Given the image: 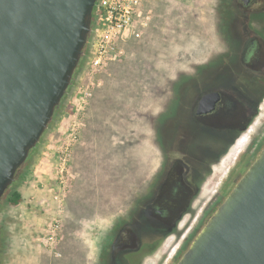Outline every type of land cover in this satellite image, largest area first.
<instances>
[{"label": "rangeland", "instance_id": "rangeland-1", "mask_svg": "<svg viewBox=\"0 0 264 264\" xmlns=\"http://www.w3.org/2000/svg\"><path fill=\"white\" fill-rule=\"evenodd\" d=\"M145 9L152 12L149 27L123 43V58L95 78L101 83L73 154L62 257L21 245L24 205L43 203L40 192L16 206L8 199L22 182L36 189L65 138L83 58L42 142L0 203V264H60L66 257L69 264H175L264 145V97L238 100L236 118L222 122H199L194 114L203 93L226 90L229 77L241 73L236 0H151ZM176 185L180 208L157 214ZM74 193L93 216L73 221Z\"/></svg>", "mask_w": 264, "mask_h": 264}, {"label": "water", "instance_id": "water-1", "mask_svg": "<svg viewBox=\"0 0 264 264\" xmlns=\"http://www.w3.org/2000/svg\"><path fill=\"white\" fill-rule=\"evenodd\" d=\"M97 1L0 0V203L72 86ZM175 264H264V145Z\"/></svg>", "mask_w": 264, "mask_h": 264}, {"label": "built area", "instance_id": "built-area-1", "mask_svg": "<svg viewBox=\"0 0 264 264\" xmlns=\"http://www.w3.org/2000/svg\"><path fill=\"white\" fill-rule=\"evenodd\" d=\"M151 0H98L94 8L93 30L83 55L81 82L75 94V108L65 138L50 156L48 169L36 178V189L43 203L24 205L21 245L32 252L62 257L64 225L69 209L68 198L75 180L73 154L86 127L87 106L93 89L100 86L97 75L124 56L123 43L140 38L149 27L152 12L145 9ZM87 76V77H86ZM26 222V223H25ZM29 224V225H28Z\"/></svg>", "mask_w": 264, "mask_h": 264}, {"label": "flooded vegetation", "instance_id": "flooded-vegetation-1", "mask_svg": "<svg viewBox=\"0 0 264 264\" xmlns=\"http://www.w3.org/2000/svg\"><path fill=\"white\" fill-rule=\"evenodd\" d=\"M236 3L241 13L238 16V39L241 48L237 61L242 70L238 75L229 77L226 90L212 89L201 95L202 97L206 93L216 91L221 94V100L213 112L198 115L196 111L199 99L194 111L195 119L199 122H222L226 117L236 118L238 100H258L264 97V0H236ZM181 188L179 185L173 186L169 194L162 196V201H167L165 200L163 209L156 210L157 214L164 216L168 211H178L183 193ZM133 240L134 236H130V241L122 243L127 246Z\"/></svg>", "mask_w": 264, "mask_h": 264}, {"label": "crops", "instance_id": "crops-1", "mask_svg": "<svg viewBox=\"0 0 264 264\" xmlns=\"http://www.w3.org/2000/svg\"><path fill=\"white\" fill-rule=\"evenodd\" d=\"M43 165H45V163H43ZM17 192L21 194L22 201H27V202H30V201L34 200L39 195V191L34 189L33 185L30 182L28 183V181L22 182L19 185ZM78 195H77V193H76V195L74 193V196L72 195V198H70V207L72 208L71 211H72V216H73V221L74 222L79 220V219H85L86 217L93 216L92 215L93 212H91V210H89L88 207H86V204L82 203V201L78 198ZM22 219H24V218L22 217ZM24 220L27 222L26 219H24ZM26 224L24 225V223L21 222V225H23V226H27ZM71 255H73V253L69 252L68 256H71ZM69 261H70V258H69ZM69 261H68V259L66 257V260L63 261L60 264H69ZM56 263L57 262H53L51 264H56Z\"/></svg>", "mask_w": 264, "mask_h": 264}, {"label": "trees", "instance_id": "trees-1", "mask_svg": "<svg viewBox=\"0 0 264 264\" xmlns=\"http://www.w3.org/2000/svg\"><path fill=\"white\" fill-rule=\"evenodd\" d=\"M35 151V149L33 150V152ZM32 152V153H33ZM31 153V154H32ZM31 158V155H30V157H29V159ZM29 159L27 160V161H29ZM26 166H27V162L17 171V174H16V180H15V182H14V184L16 183V182H18L19 181V177H20V175H21V172L23 171V170H25V168H26ZM13 184V185H14ZM12 185V186H13ZM11 186V187H12ZM11 187L6 191V193H5V195L10 191V189H11ZM4 195V196H5ZM21 200H22V196H21V194L20 193H18V192H14V193H12L11 195H10V197H9V199H8V201H9V204L10 205H12V206H16V205H18L20 202H21Z\"/></svg>", "mask_w": 264, "mask_h": 264}]
</instances>
